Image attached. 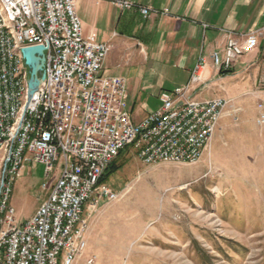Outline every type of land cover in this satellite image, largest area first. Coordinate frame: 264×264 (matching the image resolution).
<instances>
[{
    "label": "built area",
    "instance_id": "2783aa9c",
    "mask_svg": "<svg viewBox=\"0 0 264 264\" xmlns=\"http://www.w3.org/2000/svg\"><path fill=\"white\" fill-rule=\"evenodd\" d=\"M22 33V51H12L0 26V137L18 99L22 82L14 60L23 51L44 48L40 86L31 95L24 124L0 179V264H76L87 248L89 218L118 194L102 183L112 163L128 148L146 165L199 162L228 105L222 97L195 103L188 93L203 83L205 57L194 66L188 84L159 95L161 108L135 123L124 78L109 76L104 63L110 46L94 33L84 35L75 0H3ZM121 10L136 4L117 0ZM148 8H141L148 16ZM264 28L243 42L229 38L223 53L211 55L222 73L259 47ZM264 63V56L261 57ZM28 74L31 69L28 67ZM259 124L264 125L263 105ZM41 126V134H34ZM26 163L44 168L46 197L22 224L14 206H4ZM98 193L97 201L90 194ZM89 216L84 217L86 204ZM94 264V259L87 260Z\"/></svg>",
    "mask_w": 264,
    "mask_h": 264
},
{
    "label": "rangeland",
    "instance_id": "374dc122",
    "mask_svg": "<svg viewBox=\"0 0 264 264\" xmlns=\"http://www.w3.org/2000/svg\"><path fill=\"white\" fill-rule=\"evenodd\" d=\"M261 104L264 112L262 74L244 97L228 100L195 164L146 165L126 149L102 180L118 199L103 201L89 218L87 248L76 264L91 258L94 264H264ZM161 106L159 99L152 103ZM24 168L9 201L19 224L47 193L44 168Z\"/></svg>",
    "mask_w": 264,
    "mask_h": 264
},
{
    "label": "crops",
    "instance_id": "0c3cea01",
    "mask_svg": "<svg viewBox=\"0 0 264 264\" xmlns=\"http://www.w3.org/2000/svg\"><path fill=\"white\" fill-rule=\"evenodd\" d=\"M115 1L75 0V8L84 35L94 33L110 46L104 72L126 80L135 123L157 110L152 103L162 91L188 84L202 57L208 66L203 83L188 93L190 98L237 101L264 75V37H259L258 49L240 57L228 73L217 71L211 59L212 53H223L229 38L243 42L264 28V0H124L136 4L131 10H121ZM141 8L157 13L143 16ZM4 156L1 150L0 168ZM24 173L25 168L21 176Z\"/></svg>",
    "mask_w": 264,
    "mask_h": 264
},
{
    "label": "bare ground",
    "instance_id": "6f19581e",
    "mask_svg": "<svg viewBox=\"0 0 264 264\" xmlns=\"http://www.w3.org/2000/svg\"><path fill=\"white\" fill-rule=\"evenodd\" d=\"M0 26L4 30V37L9 43L12 51H22V33L14 15L11 14L7 4L0 0ZM14 68L17 70L20 79L19 83L18 99L13 107V117H10L5 130V135L0 137V151H4V161L11 153L12 145L17 141L18 134L22 130L24 124V117L28 110V104L31 102L30 96V74H28V67L24 66V60H14ZM206 99H195V103H202ZM34 134H41V126H34ZM98 200V193H91L90 200ZM10 197L4 199V206H12L10 203ZM1 248V241H0Z\"/></svg>",
    "mask_w": 264,
    "mask_h": 264
},
{
    "label": "water",
    "instance_id": "95a60500",
    "mask_svg": "<svg viewBox=\"0 0 264 264\" xmlns=\"http://www.w3.org/2000/svg\"><path fill=\"white\" fill-rule=\"evenodd\" d=\"M26 64L31 69L30 96L40 86L43 78L42 71L44 66V48L32 47L23 51Z\"/></svg>",
    "mask_w": 264,
    "mask_h": 264
},
{
    "label": "trees",
    "instance_id": "16d2710c",
    "mask_svg": "<svg viewBox=\"0 0 264 264\" xmlns=\"http://www.w3.org/2000/svg\"><path fill=\"white\" fill-rule=\"evenodd\" d=\"M112 165H113V163H112ZM112 165L108 168V170H107L106 173L104 174L102 180H103L108 174L112 173V172L115 170V168L112 167Z\"/></svg>",
    "mask_w": 264,
    "mask_h": 264
}]
</instances>
